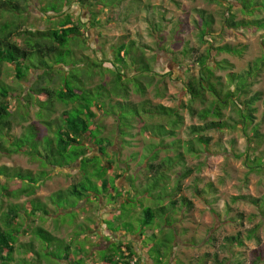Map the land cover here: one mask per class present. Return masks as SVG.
I'll use <instances>...</instances> for the list:
<instances>
[{
	"label": "rangeland",
	"instance_id": "obj_1",
	"mask_svg": "<svg viewBox=\"0 0 264 264\" xmlns=\"http://www.w3.org/2000/svg\"><path fill=\"white\" fill-rule=\"evenodd\" d=\"M2 1L4 0H0V3ZM13 1L22 9L19 13H24L20 16L17 13L18 17H16L13 13L5 12L1 15L0 12V27L5 21L15 19L16 24H20L23 30L34 31L42 29L44 31L51 28L55 21L58 20L56 18L57 15L51 12L42 13L40 4L43 3L40 0ZM230 3L234 6L232 13L235 15L236 20L247 17H263L258 12H255L252 16L244 15L239 10L241 7L239 4L234 1ZM91 8L96 12L95 19L97 23L85 30L81 29L82 32L84 31L82 38L87 41V44L85 42V44L78 45L75 42L71 50L78 58L84 57L82 55L85 54L91 58L95 57L100 62V67L97 68L93 65L75 66L72 70L83 77L84 81L86 80L89 85L104 84L106 87L105 93L109 92L111 94L109 98L105 97L106 99L102 100L100 98L98 100L97 93L100 92H97V87L95 86V90L92 89L91 94L93 95L90 96V99L93 100L94 107L96 104L103 106L102 115L96 117L99 123L97 126L102 123L103 130L100 136L106 142H110L106 146L109 158L102 157V161L108 167L109 164L106 162L109 160L114 170L120 174L124 172L121 178L118 179L121 187H118L117 182L115 184L116 188L121 191V197L125 200V204L122 207L125 211H123L122 216H117L114 210L119 205L118 201L114 203L112 196L105 195L101 202L94 201V203L84 202L80 203V205L76 204L75 207H72L70 213L58 214L57 211L55 214V209L49 203L48 196L60 188H67L76 180V172L79 167V163L76 162L71 166L58 169L60 172L57 169L50 170L49 167L47 168L52 177L36 188L34 196L42 200L52 212L48 217L41 216L43 214L34 215V217H31L33 221L29 222L30 225L42 224L40 218H43L45 220L43 226L50 233L57 237H64L65 244L71 246V251L75 254L80 252L77 249L78 247L82 252L84 251L81 254H86L84 259H90L87 255L89 244L101 248L106 244V241L110 242L112 239L118 240L121 238L117 232L103 231L104 223L102 221L108 218V214L105 212L110 211L109 213L113 212V216H115V221L111 220L113 230L124 229L127 235L139 236L142 241L140 243L143 244L141 249L152 258L156 256V251H160L162 264H194L199 257L206 253L210 255L206 264H212L211 256L214 253H218V257L223 260L247 263L249 250L257 247L258 244L255 239L248 238L246 234L250 229L252 230L258 226L255 234L260 242H264V219L259 217L257 207L250 202L233 201L232 198L244 195L258 198L264 195V169L261 172H252L244 164V153L249 156L260 157L264 152V67H261L259 74L251 79L254 81L250 82V88L247 89V96L257 91L261 93V99L254 105L256 113L253 123L257 126L258 133L262 136V141L258 142V139L253 138L250 125L247 127L246 132L252 140L248 143V139L242 130V125L239 124V114L236 111L237 108H242L239 100H235L236 104H228L223 109L222 118L226 120L227 129L203 131L202 133L189 131L191 124L202 123L196 113H191V110L196 112V110L204 109L209 105L212 97L209 93H205L201 102L199 99L189 102V96L186 94L185 84L183 83L187 78L184 77L183 72L166 50L174 51L175 54L172 56H175L177 62L187 66L192 63L191 60L194 59L196 54L205 53V49L209 47L208 44L210 42L213 47L218 46V44L228 43L240 48L242 50L241 55L233 56L223 52L218 54L211 52L212 61L228 58L233 65V70L231 71L239 74L244 72L251 62L261 56L264 31L245 27L234 31L225 29V32H223L221 25L224 17L229 16L226 11V4L208 3L205 0H120L111 5L110 8H104L103 10L96 5ZM198 8H202L207 15H211L214 21L212 24L214 34L206 36L205 42H202L198 36L199 31L196 26L199 21V15L196 11ZM68 11L73 18L79 19L83 23L91 19V12L86 8L83 10L79 7V4L72 5ZM49 16L54 18L49 20L47 18ZM23 39L20 35L13 34L11 36V40L21 47L24 45ZM120 41H125L126 43L134 41L136 47L148 59L149 66L153 70L151 74L136 73L135 66H137V71H139L142 63L135 57L138 56L139 51H132L135 62H128V66L124 70V75L127 77L125 81L129 84L127 101L138 103V101L147 98L152 104L161 103L177 108L182 117V123L176 128L174 137L166 136L164 142L180 140L182 146L178 151L184 153L183 161L167 171L168 179L165 180V187L160 182L161 185L157 187L159 193H156L157 197L153 198H150L148 193L155 192L152 186L156 182V177L154 178L147 171L146 163L144 162H147V157L150 156L146 150L147 144L150 142L157 144L158 140H156V137L152 139L144 133H139V122L134 124V129V108H127L128 106L126 105H122V108L120 102L116 100L120 99L123 102L125 100L118 95L112 94L113 85L115 84L112 81L114 78L112 72L114 67L111 63L114 58L112 57V47ZM191 48H193L191 55L182 56L181 51L183 49L188 50ZM65 56L64 60L68 64H86L82 61L74 60L68 54H65ZM32 58L34 60L39 59L37 56ZM95 58L93 60L97 63ZM62 71L53 69L47 76L42 77L41 67L39 69L34 68L27 72L24 79L18 81L14 76L12 64L5 63L0 65V84H6L10 88L9 101L12 115L9 117L10 126L7 137L9 140L19 137L18 139L37 144L39 153L44 156V159L45 154H48L47 148L50 147L48 136L52 132H46L44 138L38 139L35 128L33 126L27 127L32 124L34 126L40 125V127L44 128V125L42 123L43 117H40L37 113V110H40L37 104L31 100L29 103L28 100H25V97L34 93L35 88L38 86L52 90L58 88L61 84ZM196 72L197 65L194 64L189 75H195ZM215 72L217 75H221V80L224 84L222 90L232 91L234 84L229 83L226 77V73L229 71L218 69ZM133 77H136L137 81L139 80L140 83L145 85L144 95L135 89ZM89 79L92 80L89 81ZM159 85L165 91V95L162 98L155 95ZM240 100H243V98L241 97ZM140 105H137L139 110H141ZM188 106H192L190 111ZM65 108L68 109L69 107L60 102L54 103L50 106L51 111L46 119H49L48 121L52 123L57 122L62 117V111ZM121 109L125 110L122 116H124L127 123H121L119 129L120 133L123 132L126 137H131L126 139L129 145L121 143L123 137L117 132L119 130L117 129V119L114 115L119 116L122 112ZM142 111L140 112V118L147 116ZM146 126L149 127L148 132L151 134L156 133L158 129L156 124ZM197 135L209 137L211 140L207 145H200L195 141V152H186L185 147H183L184 143L196 138ZM91 147L89 154H97L96 147L92 145ZM34 153L33 155H35ZM133 153H136L135 158L133 157L134 159L132 158ZM174 154L172 149H161L158 151L157 160L164 158L166 155L174 156ZM45 161L51 163L53 160L48 155ZM171 161L173 160L171 159ZM4 165L14 169L32 170L34 172L38 169L40 170L39 162L31 159L23 152L9 153L0 151V166ZM187 170L190 171L189 174L186 177H182V174ZM88 173L92 182L96 184L98 180L95 169H90ZM106 176L109 177L110 174ZM0 180H6V185L9 188L11 186V188L17 187L16 181L12 180V177H4V173L0 176ZM98 188L100 190V187ZM1 190H3L2 187L0 188V193L2 192ZM15 190L17 189L15 188ZM133 191L134 194L132 193ZM62 196L56 200V206L70 209L69 206L74 200L73 197L66 198L64 194ZM182 198L190 201L191 204H182ZM127 199H129L128 202H126ZM25 200L22 197L20 201ZM171 201H175L173 208L171 207ZM144 207L151 208L154 214L153 222L146 229L141 227ZM32 230L34 231L35 229ZM32 230L30 234L36 237L35 231L33 232ZM138 232L141 233L139 234ZM238 233L243 245L229 244L225 241L226 237L235 236ZM21 241V243H27L30 248L39 249L37 240L33 236L26 234L21 237ZM123 242L126 243L128 241ZM125 243L121 244L125 245ZM84 244L88 246L86 247ZM102 249L104 250H95L94 256L96 260L102 253L117 251L114 245L109 248L103 247ZM62 250L63 244H58L56 252H61ZM25 252L27 253L28 249ZM19 257L18 255L15 256V258L19 259L18 262L20 264H39L37 254L32 253L28 260H22L26 256ZM79 258L84 260L81 256L75 255V260ZM90 261L93 262L92 259ZM97 263H99V260ZM40 264L51 263L41 260ZM261 264H264V262Z\"/></svg>",
	"mask_w": 264,
	"mask_h": 264
},
{
	"label": "trees",
	"instance_id": "obj_2",
	"mask_svg": "<svg viewBox=\"0 0 264 264\" xmlns=\"http://www.w3.org/2000/svg\"><path fill=\"white\" fill-rule=\"evenodd\" d=\"M13 1V0H12ZM4 0L0 3V12L1 15L5 12L13 13L16 17L22 15L19 13L22 9L18 7L14 1ZM17 1V0H16ZM30 1V0H23ZM43 4L41 5V11L44 14L51 12L57 15V21L55 24L44 31L42 29L38 30H23L20 27V24H16L15 19H9L5 21L4 24L0 27V65L8 63L13 65L14 76L18 81H21L25 78L27 72L31 71L34 68L41 67L43 72L42 77L47 76L48 73L56 69L63 70L62 75L60 77V85L56 89H49L42 86H38L35 88V92L31 95H27L25 100L33 101L37 104L38 109L37 113L40 117H43V125L44 128L40 127V125H28L27 127L35 128L36 136L38 139L44 138L46 136V132H52L50 136H48V140L50 141V147L47 148V153L45 154V159H47L48 155L51 156V163L46 162L43 158L44 156L39 153L38 145L33 142H28L27 140L18 139L19 137H14L11 140L7 137L8 129L10 126L9 117L12 115L11 103L9 101V90L10 88L6 84H0V151L9 152V153H18L23 152L27 154L31 159H35L39 162L40 170L38 169L36 172L30 170H22V169H14L12 167H8L6 165L0 166V176L4 173V177H12V180H15L17 183V187L9 188L6 185V180H0V188L3 190L0 193V264H20L18 261L20 259L19 256H26L24 259H30L32 253L37 254L38 262L40 264L41 260H44L47 263L51 264H96L99 260L98 264H139L140 257L134 250L132 243L123 242V241H113L111 244L107 246L109 248L111 245L116 247V252L111 253H102L99 255V258L96 260L94 254L95 250H104L102 247L94 246L93 244H89V252L87 253L90 259L85 258L80 248L77 249L80 251L78 253H74L70 250L71 246L65 244L64 237L55 236L50 233L44 226V219L40 218L42 224H34L30 225L29 222L33 221L31 217L34 215H40L48 217L51 215L49 208L47 205L37 196H34L36 188L45 183L47 179L51 176L50 171H47L49 167L52 169H61L63 167L71 166L78 162V170L76 172V180L72 182L67 188H60L59 190L52 192L48 196V201L55 209L54 213H70L72 207L75 205H80V203L90 202L94 203L103 201L105 195H110L113 198L114 203H119V207L116 206L115 212L117 216H122L123 205L125 204V200L121 197V191L116 188L115 182L118 183V179L121 178L122 174L118 171L114 170L112 163L107 160L108 167L105 166V163L102 161V157H108L109 155L106 150L107 144L110 142H106V140L100 136L101 131L103 130V126L97 122L96 117L98 115H102V105L96 104L93 106V100L90 99V96L93 95L92 89L95 90V86L97 87V96L98 100L100 98L106 99L111 95L109 92L105 93L106 87L104 84L98 85H89L84 81V78L81 77L78 73L73 72V67L77 66H94L100 67V62L97 60V63L89 56L82 55L84 57L78 58L73 51L71 50L73 44L75 42L78 45L87 44V41L82 38L84 36V31L88 27H92L93 24H96L97 21L95 19L96 12L92 10L94 5L100 6V9L110 8L111 5L119 2L120 0H40ZM208 3L214 4H226V11L229 13V16L224 17L222 23V30L225 32V29L238 30L241 28L249 27L256 29H262L264 31V0H205ZM231 1L236 2L241 7L239 8L240 12L247 16H252L255 12L261 13L263 15L262 18L255 17H247L239 20L235 19V15L232 13L234 6L230 3ZM79 4V7L83 10L86 8L91 12V19L89 21H85L84 23L81 20H77L73 18V16L69 13L68 9L71 8L72 5ZM199 15V21L197 22V30L199 31V38L202 42H205V37L214 34L212 30L213 17L211 15H207L202 8L196 9ZM16 12V13H15ZM17 13L19 14L17 16ZM49 20H52L54 17H47ZM82 29V30H81ZM20 35L23 39V47L19 46L15 43V41L11 40V36ZM207 42V40H206ZM208 48L205 49V53H198L195 55L194 59L191 60L192 63L185 66L183 63L177 62L175 54L172 50H166L170 57L174 59L177 66L181 69L184 74V77L187 80H184L185 91L189 96V102L199 99L200 102L204 99V94L209 93L212 97L211 102L207 107L202 110H191L192 106H188V110H191V113H196L197 117L202 122L201 124H191L189 127V131L192 133H202L203 131L210 130H222L224 128H228L226 124V120H224V108L228 106V104L234 105L235 100H239L242 108H237L238 116H239V124L242 125V130L244 132L245 137L248 139V143L252 140V138L247 134L246 129L250 125V131L253 138L258 139V142L262 141L261 134L258 133L257 126L254 125V115L256 113L255 103L261 99V93L259 91L253 92L247 96V89L250 88V82L255 75H258L261 67H264V41H263V51L261 56L258 57L257 60L251 62L246 70L242 73H234L233 65L229 62L228 58H222L218 61H212L211 52L218 53H228L233 56H240L242 50L235 46H232L228 43L218 44V46L213 47L211 42L208 44ZM139 51L138 58L139 62L142 63L141 69L137 71V66H135L136 73H153V70L150 68L148 59L144 56L142 51L136 47L134 41H120L115 46L112 47V65L114 70H112L114 74L113 78V92L115 96H120L121 99H124L125 102L120 99L116 100L120 102V105H126L127 108H134V117L135 121L133 123V128L135 129V125L139 122V133H144L146 136L154 139L156 137L157 144L148 143L147 151L150 156L147 157L148 161L146 163L147 171L156 177V182L152 186L155 192H149L148 195L150 198L157 197L156 193H159L157 187H159L162 182L165 187V180L168 179V170L178 165L183 161L184 153L179 152V148H181L182 143L180 140L177 141H169L164 142L166 136L175 135L176 128L180 126L182 123V117L180 116V112L177 108H173L170 105H163L161 103L152 104L151 101L147 100V98L138 101V103H132L127 101L128 97V82L125 81L127 78L124 75V70L126 66H128V62L133 61L134 54L132 51ZM134 51V52H135ZM193 48L191 49H183L181 51L182 56L185 57L186 54H192ZM65 54L70 55L76 61H82L86 64L83 65H72L65 62L64 58ZM38 57L39 59L34 60L32 57ZM211 59V60H210ZM99 63V64H98ZM197 65V72L195 75L190 74L193 65ZM58 67V68H57ZM223 69L229 71L226 73V77L228 82L234 84V88L232 91L226 90L223 91L222 88L224 84L221 80V75L216 74V70ZM92 70V69H91ZM111 73V71H110ZM98 74V73H97ZM189 75V76H187ZM91 78V77H89ZM135 84V89L139 91L142 95L145 93V85L140 83V81L136 80V77L132 78ZM131 79V80H132ZM92 79H89L91 81ZM162 87V86H161ZM160 85L155 91L156 97L162 98L165 95L164 88H161ZM12 95V94H11ZM243 100H240V98ZM63 103L69 107L65 108L62 111V117L58 119L57 122L52 123L48 121L46 118L49 116L50 106L54 103ZM264 103V99H263ZM138 104H141L142 113L147 116L139 117L141 110L137 107ZM123 108V106H122ZM138 109V110H137ZM121 113L116 116L117 119V129L120 133V124H126L123 112L124 109H121ZM132 112V111H131ZM130 112V113H131ZM109 117V116H106ZM144 119V120H143ZM144 123V124H143ZM156 124L158 129L156 133L148 132L149 127L146 125ZM26 128V127H25ZM122 135V144L129 145L126 140L129 137H126L123 132L120 133ZM133 136V133H132ZM131 138V137H130ZM2 139V140H1ZM211 139L209 137H202V135H197L196 138L187 141L184 143L183 147H185V151L189 153L195 152V141L200 145H207ZM92 146L96 147L97 154L90 155L89 151ZM250 145V144H249ZM164 149H172L175 153L174 156L166 155L164 158L157 160V154L159 150ZM33 152H35L33 155ZM136 153L132 154V158H135ZM133 158V159H134ZM171 159L173 161H171ZM44 162V163H43ZM244 164L248 166L249 170L252 172H261L264 169V152L260 157L249 156L244 153ZM90 169H95V174L97 176L98 184L92 182L91 176L88 173ZM58 172H60L58 170ZM189 170L185 171L182 174V177H186L189 174ZM57 173V172H56ZM110 174L109 177L106 175ZM160 178H159V177ZM158 177V178H157ZM131 185V184H130ZM100 187V190L98 187ZM118 187L119 183H118ZM130 187V186H129ZM9 188V189H8ZM136 191V190H135ZM134 194V191L132 192ZM65 195L66 198L73 197L74 200L70 203V209L58 208L56 206V200L62 195ZM161 194V193H160ZM143 195V194H141ZM7 196V197H5ZM25 198V201H20L21 198ZM159 197V196H158ZM163 198V195L161 194ZM91 198H94L91 200ZM233 201H247L252 205L257 207L259 212V217L264 219V195L262 197H251V195L244 196H236L232 198ZM127 199L126 202H128ZM182 204H191L190 201L182 198ZM171 207L173 208L175 201H171ZM121 208V209H120ZM113 212L108 213V218L102 221L108 230H112L114 232L124 231L122 230H113L112 219L115 221V216H113ZM143 219H141V227L146 229L154 219L153 210L149 207L143 209L142 212ZM31 219V220H30ZM61 224V223H60ZM63 225V223H62ZM42 226V227H41ZM258 226L254 227L252 230L250 229L246 236L250 239H255L258 246L249 250V258L247 263H239V262H230L228 260H223L218 257V253H214L212 257V264H261L264 262V242H260L258 236H256V229ZM32 229H35L34 231ZM33 231L36 237L30 234V231ZM78 230V228H77ZM93 230V229H92ZM139 233V232H138ZM141 233V232H140ZM139 233V234H140ZM30 235L36 238L37 243L39 245V249L30 248V246L26 243H21V237L24 235ZM71 236V234H70ZM225 241L229 244H237L243 245L240 234H236L235 236H229L225 238ZM89 243V241H87ZM91 242V241H90ZM125 243V245L121 244ZM142 243V241H141ZM20 244V246H18ZM58 244H63V250L57 251ZM73 244V243H72ZM71 244V245H72ZM87 244V243H86ZM84 244L86 247L88 245ZM143 244L140 245L142 247ZM74 247V245H72ZM155 248V247H153ZM28 249V252L25 251ZM76 249V248H75ZM119 254V255H118ZM18 255V258L15 256ZM76 256H81V258L75 260ZM148 258L151 261V264H162V259L160 256V251H156L155 257H150L147 253ZM41 257V258H40ZM87 257V256H86ZM210 255L208 253L199 257L194 264H206ZM87 259V260H86ZM93 260L90 261V260ZM95 260V261H94ZM30 262V261H29Z\"/></svg>",
	"mask_w": 264,
	"mask_h": 264
},
{
	"label": "crops",
	"instance_id": "obj_3",
	"mask_svg": "<svg viewBox=\"0 0 264 264\" xmlns=\"http://www.w3.org/2000/svg\"><path fill=\"white\" fill-rule=\"evenodd\" d=\"M108 206H111V205H108ZM111 210H114V209H111ZM115 211V210H114ZM110 211L108 212H105V213H109ZM103 231L106 232V231H109V232H114L112 230H108L107 227L105 226V224L103 225ZM117 232V231H116ZM115 232V233H116ZM117 233H119V236L121 238H119L118 240L117 239H112L110 242L109 241H106L105 245L103 247H107L109 244H111V242L117 240V241H128L129 243H132V246L134 248V250L136 251V253L138 254V256L140 257V262L139 264H151V261L150 259L148 258V255L144 252L143 249H141L140 245H141V240H140V237L137 236V235H127L124 231H118ZM54 235V234H53ZM100 237V236H99ZM91 238H93V236H91ZM132 238V239H131ZM132 240V241H131ZM102 247V248H103ZM98 264V263H96Z\"/></svg>",
	"mask_w": 264,
	"mask_h": 264
}]
</instances>
